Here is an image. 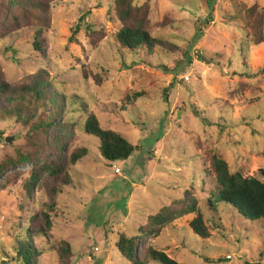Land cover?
I'll list each match as a JSON object with an SVG mask.
<instances>
[{"label":"rangeland","instance_id":"rangeland-1","mask_svg":"<svg viewBox=\"0 0 264 264\" xmlns=\"http://www.w3.org/2000/svg\"><path fill=\"white\" fill-rule=\"evenodd\" d=\"M134 2L151 6L150 31L161 41L152 54L118 43L115 0H52L40 50L31 27L0 37L6 79L14 86L52 81L71 104L62 130L68 153L88 149L70 164L71 183L58 194L55 244L37 240L45 249L40 264H59L51 247H63L62 241L72 248L69 264H130L117 248L119 235H138L164 205L187 199L186 191L210 236L191 228L196 212L171 222L160 236L147 235L140 246L151 241L180 264H264V221L245 219L229 206L207 210L215 187L212 154L231 172L264 170V34L258 38L253 28L264 0ZM6 6L0 0V22L7 20ZM91 112L138 150L127 160L108 161L100 138L84 130ZM26 132L15 119L0 118V162L31 150ZM31 169L25 162L0 178V184L11 181L0 190V264H21L12 260L16 237L46 201L38 185L31 197L23 189Z\"/></svg>","mask_w":264,"mask_h":264},{"label":"trees","instance_id":"trees-1","mask_svg":"<svg viewBox=\"0 0 264 264\" xmlns=\"http://www.w3.org/2000/svg\"><path fill=\"white\" fill-rule=\"evenodd\" d=\"M7 1L8 6L2 10L8 17L5 22H0V37L5 38L23 27H31L36 30L34 47L40 50L41 41L44 40L42 32L51 21L49 4L52 0ZM134 1L115 0L117 17L122 23L117 41L130 51L147 50L152 54L161 41L150 31L151 6L148 3L137 5ZM253 28L257 31L256 36L260 34L263 37L264 15ZM254 41L259 44L257 37ZM70 105L68 97L56 91L48 78L14 86L0 70V118L15 119L24 125L27 128L25 137L31 147L29 152L3 159L0 162V178L10 167L29 162L32 169L23 189L31 197L35 191L34 186L38 185L46 194V201L34 215L29 227H26V232L16 237V257L13 256L12 260L17 258L21 264H40L45 249L38 248L37 240L55 244L54 219L61 214L58 194L62 186L71 183L70 164H76L88 154L87 148H80L69 154L67 142L62 137V130L68 125ZM84 130L100 138L101 154L112 163L129 159L139 148L120 132L104 128L93 112L88 115ZM210 172L214 177L215 187L207 204L209 212L218 213L221 206H229L245 219L253 222L264 221V170L252 176H245L240 171L231 172L227 161L214 153L211 156ZM10 183L8 179L0 184V190ZM188 196L189 192L186 191L187 199L164 205L156 214L151 215L148 224L140 229L138 235H119L117 248L130 264H149L152 260L162 264H180L165 251L155 248L151 241L144 242L141 246L139 244L147 235L160 236L171 222L190 214L197 212V216L190 223L195 233L203 238L210 236L196 199ZM62 244L63 247L57 244L51 248L58 252L59 264H69L71 245L66 241H62Z\"/></svg>","mask_w":264,"mask_h":264},{"label":"built area","instance_id":"built-area-1","mask_svg":"<svg viewBox=\"0 0 264 264\" xmlns=\"http://www.w3.org/2000/svg\"><path fill=\"white\" fill-rule=\"evenodd\" d=\"M186 80H189V77H187ZM116 173H121V170L119 168H116Z\"/></svg>","mask_w":264,"mask_h":264},{"label":"water","instance_id":"water-1","mask_svg":"<svg viewBox=\"0 0 264 264\" xmlns=\"http://www.w3.org/2000/svg\"><path fill=\"white\" fill-rule=\"evenodd\" d=\"M12 140H13V137L9 138L7 141H10L11 142Z\"/></svg>","mask_w":264,"mask_h":264}]
</instances>
